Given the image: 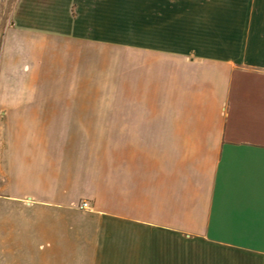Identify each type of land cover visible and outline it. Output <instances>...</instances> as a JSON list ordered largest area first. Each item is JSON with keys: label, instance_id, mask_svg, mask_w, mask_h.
<instances>
[{"label": "crops", "instance_id": "0c3cea01", "mask_svg": "<svg viewBox=\"0 0 264 264\" xmlns=\"http://www.w3.org/2000/svg\"><path fill=\"white\" fill-rule=\"evenodd\" d=\"M228 13L241 53L142 46L108 106L28 103L0 12V264H264V0Z\"/></svg>", "mask_w": 264, "mask_h": 264}, {"label": "rangeland", "instance_id": "374dc122", "mask_svg": "<svg viewBox=\"0 0 264 264\" xmlns=\"http://www.w3.org/2000/svg\"><path fill=\"white\" fill-rule=\"evenodd\" d=\"M244 7L246 0H0L11 26L20 15L27 26L26 32L11 29L27 43L19 57L11 56L8 70L24 78L28 103L130 102L131 58L146 53L142 46L170 43L172 51L205 59L239 54L235 43L245 32L233 30L236 16L228 11ZM4 38L1 30L0 88L7 66Z\"/></svg>", "mask_w": 264, "mask_h": 264}, {"label": "built area", "instance_id": "2783aa9c", "mask_svg": "<svg viewBox=\"0 0 264 264\" xmlns=\"http://www.w3.org/2000/svg\"><path fill=\"white\" fill-rule=\"evenodd\" d=\"M89 207V204L88 203H84L83 205H82V209H87Z\"/></svg>", "mask_w": 264, "mask_h": 264}]
</instances>
